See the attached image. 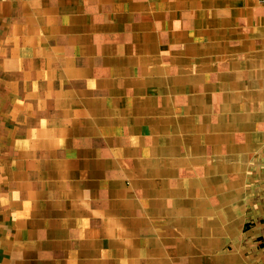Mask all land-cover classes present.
I'll list each match as a JSON object with an SVG mask.
<instances>
[{
	"label": "crops",
	"instance_id": "1",
	"mask_svg": "<svg viewBox=\"0 0 264 264\" xmlns=\"http://www.w3.org/2000/svg\"><path fill=\"white\" fill-rule=\"evenodd\" d=\"M4 3L29 60V195L0 200L11 264H264V169L233 165L259 124L238 110L259 106L227 128L242 37L211 29L236 23L222 4Z\"/></svg>",
	"mask_w": 264,
	"mask_h": 264
},
{
	"label": "rangeland",
	"instance_id": "2",
	"mask_svg": "<svg viewBox=\"0 0 264 264\" xmlns=\"http://www.w3.org/2000/svg\"><path fill=\"white\" fill-rule=\"evenodd\" d=\"M213 2V0H211ZM225 9L224 18L231 22L235 20L233 29L229 23L212 25L211 29L216 31L219 38H230V30L242 37V45L238 46L235 56H240V61L231 60L235 56L225 53L223 59L226 64V84L231 86V92L238 90L235 95L241 97V102L235 99L228 101L222 107L223 114H226L227 128L234 118L232 105L253 103L255 101L259 108H241L239 112L252 113L253 118L259 124L257 126V139L252 142L253 149L246 148L249 153H242L241 159L233 163L239 167L238 170L259 171L264 169V4L258 0H218ZM11 7L0 0V200H26L29 195V60L25 52L27 45L15 36L17 28L14 20L10 19ZM213 9H211L212 12ZM236 11L237 15L231 13ZM223 18V20H224ZM240 19V20H238ZM238 20V21H237ZM217 28L219 31L214 29ZM226 29V31L224 30ZM229 33V34H228ZM214 35L211 36L213 38ZM223 40V39H221ZM224 44V40L222 41ZM221 44V43H220ZM228 46V45H227ZM212 51V49H211ZM211 60V67L217 70L218 61ZM224 70V67L223 69ZM225 72V71H224ZM236 75V77H230ZM217 76L211 84L218 83ZM263 99V104H261ZM229 106V107H228ZM211 114L222 113L211 108ZM262 121V123H260ZM232 129H228L231 131ZM250 142V141H247ZM32 142H30L31 144ZM246 143V142H245ZM244 144V143H243ZM236 170V171H238ZM242 170V171H243ZM0 206L8 207L1 204ZM0 208L1 210H3ZM5 222V221H4ZM2 223L7 226V223ZM9 228V227H8ZM12 232V231H11ZM10 230H0V264H11L9 256H18L21 252H12L22 248V239L19 234L15 235L13 226V240L11 244ZM23 255V253H22Z\"/></svg>",
	"mask_w": 264,
	"mask_h": 264
},
{
	"label": "built area",
	"instance_id": "3",
	"mask_svg": "<svg viewBox=\"0 0 264 264\" xmlns=\"http://www.w3.org/2000/svg\"><path fill=\"white\" fill-rule=\"evenodd\" d=\"M260 2L264 3V0H259Z\"/></svg>",
	"mask_w": 264,
	"mask_h": 264
},
{
	"label": "bare ground",
	"instance_id": "4",
	"mask_svg": "<svg viewBox=\"0 0 264 264\" xmlns=\"http://www.w3.org/2000/svg\"><path fill=\"white\" fill-rule=\"evenodd\" d=\"M233 21V20H232Z\"/></svg>",
	"mask_w": 264,
	"mask_h": 264
}]
</instances>
